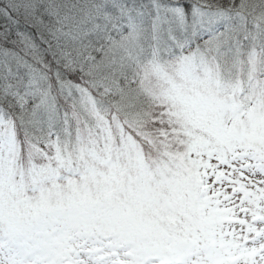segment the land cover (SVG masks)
Instances as JSON below:
<instances>
[{
	"label": "snow or ice",
	"instance_id": "1",
	"mask_svg": "<svg viewBox=\"0 0 264 264\" xmlns=\"http://www.w3.org/2000/svg\"><path fill=\"white\" fill-rule=\"evenodd\" d=\"M0 264H264V0H0Z\"/></svg>",
	"mask_w": 264,
	"mask_h": 264
}]
</instances>
